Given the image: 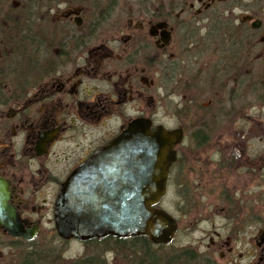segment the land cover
Instances as JSON below:
<instances>
[{
  "label": "flooded vegetation",
  "instance_id": "flooded-vegetation-1",
  "mask_svg": "<svg viewBox=\"0 0 264 264\" xmlns=\"http://www.w3.org/2000/svg\"><path fill=\"white\" fill-rule=\"evenodd\" d=\"M226 1L30 0L25 24H17V17H0V264H77L81 257L62 255L69 245L86 247L113 238H61L55 206L72 174L134 120H147L149 131L181 130V140L172 147L166 195L172 186L186 204L185 179L200 167L199 152L208 145L195 146L203 152L184 144L192 119L177 117L223 115L207 114L209 102H199L209 86L207 70L197 78L192 69L199 62L207 68L210 22L222 19L210 14L223 13ZM249 21L240 18L237 27L244 24L258 37L263 22L253 29ZM240 52L235 50L233 58ZM222 59L212 68L221 93L226 80L239 77V66ZM157 116L182 122L167 128ZM208 119L193 131L194 139L206 142ZM249 134L256 137L251 129ZM236 141L220 145L217 159L202 161L206 193L214 196L207 210L215 211L223 224L209 223L202 257L188 264H230L231 245L243 238L249 246L247 264H264V215L258 218L256 199L258 183L264 196V163L250 156L251 146ZM233 170L251 182L245 185L247 193L220 185ZM211 181H219L218 186H210ZM19 232L30 239L15 237Z\"/></svg>",
  "mask_w": 264,
  "mask_h": 264
},
{
  "label": "rangeland",
  "instance_id": "rangeland-1",
  "mask_svg": "<svg viewBox=\"0 0 264 264\" xmlns=\"http://www.w3.org/2000/svg\"><path fill=\"white\" fill-rule=\"evenodd\" d=\"M236 1H238V3L242 6L234 8L232 11H227L225 14V16L228 15L227 17H230L229 19L234 23V25H238L239 19H242L244 16L251 17L252 20H260L264 25V0ZM1 2L0 17L5 16L6 13H9L8 9L11 5L14 7L19 6L17 0H3V2ZM227 17H222L220 21L224 22ZM261 37H264V27L263 31L258 37L249 41L250 45L247 47L244 45L245 48L243 52L240 50L241 52L239 57L236 56L235 59L233 56H229L225 50V53L219 54L221 50L220 48L218 49V45L221 46V42H214L211 40L210 46L208 44V49L210 48L209 54L206 57V61L204 62L207 64V68L204 66V69H201V65L203 64H201L202 62H199L197 63V66H194L192 69V76H196L197 78H199V75L197 76L196 74H202L207 70L205 76L208 75L207 80L209 82V86L206 89L204 88L205 95L199 101H203L205 103L209 102V105L204 107L208 109L207 114H215L220 111V113L223 115L177 117L184 121L186 119H192V122H190L189 125L192 124L191 126L193 127H187L184 144L191 146L190 149L192 151L202 150L203 152L204 148H195V146L197 144H206L208 146L205 148L204 153L199 152L200 167L193 168L192 172H190V174L185 179V182L187 181V185L189 186V194L186 204L183 203L182 196L175 194L172 186L169 187L170 189L168 190L167 195L163 200H161L159 204V207L172 216L178 224V229L173 244L170 247H165L160 252L164 255L167 254L170 256L179 254L182 250H185L188 247L196 250L199 253L196 255V257L201 258L205 250V246H207L209 235L208 232L212 230L210 228V224H215V227L223 224L215 211L212 212L207 210V205L208 203L212 202L211 199L214 198V196H210L206 193L208 191L207 185L209 182L204 178V175H201L200 171L204 169L202 161L208 160V158L217 159L216 149H219L220 145L226 146L230 144H237L236 139H240V144L243 146H251L250 156L257 155V163L259 165L264 163V42H260ZM212 50H214V52ZM220 56L221 58L225 59H222L225 64L229 65L232 62L233 64L235 63L239 66V77H235V79L230 82L226 80L223 93L219 92V88L217 90L215 89L212 72L213 66L218 64L219 60H221ZM209 66L211 67L210 70L208 69ZM236 80L242 81L240 87ZM170 90L174 91L175 89L171 88ZM193 90H195V92H192V94L196 96L198 94L196 93L197 90ZM199 95L201 97V93H199ZM172 100L178 101L180 98ZM238 116L241 117L236 119ZM177 118L175 121L172 119V116H157L156 120L165 127L172 128L175 124L182 122ZM206 119H208L209 127V133L206 142L203 140L204 137H198L197 139H194L193 131L198 127L201 128L205 123L204 120ZM250 129L254 131L256 137L254 135V137H250L252 136V134H249ZM261 134H263L262 137H260ZM206 150H208V152H206ZM194 155L197 154L193 152V156ZM197 172L199 175H196ZM258 172L261 173L260 169H258ZM245 177L246 176L244 174L242 175L236 172L234 173L233 170L230 177L225 175V179L222 183H220V185L223 186V188L228 192L235 191L236 193H247L249 188H247L245 185H248L251 182L249 181L246 184L245 181H248V178ZM218 184L219 181L210 182V186L215 188L218 186ZM191 185H193L192 191L190 188ZM260 188L261 185L258 183L256 189V199L257 214L259 219L264 215V196L262 194L263 191L260 190ZM191 192H194V194L192 193L191 195ZM252 194H254L253 191ZM252 194L249 193L248 195L250 196ZM215 232L219 233L222 237L226 236L224 231L215 230ZM245 240L246 239L243 238L242 240H239L236 243L234 242L231 245L235 253L230 256V264H247L249 262V259L246 258V252L249 246ZM84 251L85 248L83 245L71 244L65 249V252L64 254L62 253V255L65 257V259L69 260L82 257L85 254ZM20 256H24L22 251H20ZM105 257L107 262L110 264H123L121 260L114 257L113 253H107L105 254ZM215 258L218 260L217 256Z\"/></svg>",
  "mask_w": 264,
  "mask_h": 264
},
{
  "label": "water",
  "instance_id": "water-1",
  "mask_svg": "<svg viewBox=\"0 0 264 264\" xmlns=\"http://www.w3.org/2000/svg\"><path fill=\"white\" fill-rule=\"evenodd\" d=\"M249 20L248 16L242 18ZM260 25V20L250 22L253 29ZM149 124L147 120L132 121L72 174L55 206L61 238L85 242L107 236L118 240L146 237L156 246L173 243L177 222L158 206L165 197L168 169L174 161L172 147L179 143L182 132L162 127L149 131ZM14 236L30 239L23 232Z\"/></svg>",
  "mask_w": 264,
  "mask_h": 264
},
{
  "label": "trees",
  "instance_id": "trees-1",
  "mask_svg": "<svg viewBox=\"0 0 264 264\" xmlns=\"http://www.w3.org/2000/svg\"><path fill=\"white\" fill-rule=\"evenodd\" d=\"M1 1L3 2V0ZM17 1L19 6L14 7L11 5L8 9L9 13L1 17H17V24H25L26 17L28 16L27 10L30 7V0ZM221 6L223 7V13L210 14V16L218 18L227 17L228 15L225 16L227 11H232L234 8L241 7L242 5L236 0H227ZM229 18L227 17L224 22H210L211 28L208 30L210 35L209 40L221 42V46L218 45V49L220 48L221 50L219 54L225 50L229 56H235V50L238 49L243 52L245 46L250 45L249 41L256 37L249 27L241 24L242 28L239 29ZM84 248L85 254L76 262L77 264H110L105 257L107 253H113L114 257L121 260L123 264H188L189 260L196 257L188 249L182 250L179 254L164 255L160 252L165 247L153 245L146 237H137L128 240L112 238L105 242H94Z\"/></svg>",
  "mask_w": 264,
  "mask_h": 264
}]
</instances>
